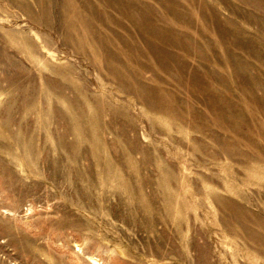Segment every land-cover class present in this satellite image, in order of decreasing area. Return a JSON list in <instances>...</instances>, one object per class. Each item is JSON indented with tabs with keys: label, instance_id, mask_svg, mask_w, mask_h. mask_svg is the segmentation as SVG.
I'll list each match as a JSON object with an SVG mask.
<instances>
[{
	"label": "rangeland",
	"instance_id": "obj_1",
	"mask_svg": "<svg viewBox=\"0 0 264 264\" xmlns=\"http://www.w3.org/2000/svg\"><path fill=\"white\" fill-rule=\"evenodd\" d=\"M0 264H264V0H0Z\"/></svg>",
	"mask_w": 264,
	"mask_h": 264
}]
</instances>
